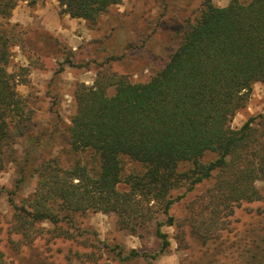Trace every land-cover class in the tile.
Instances as JSON below:
<instances>
[{
    "label": "trees",
    "instance_id": "16d2710c",
    "mask_svg": "<svg viewBox=\"0 0 264 264\" xmlns=\"http://www.w3.org/2000/svg\"><path fill=\"white\" fill-rule=\"evenodd\" d=\"M56 1L62 13L91 24L122 2ZM17 2L0 0V16L9 18ZM16 26L0 25V172L15 162L17 187L36 178L34 191L21 205L10 198L12 230L22 236L16 249L33 244L43 222L52 225L47 232L53 238L76 240L75 217L90 210L112 214L120 229L139 237L151 227L159 250L125 252L92 243L98 257L71 247L66 264H157L169 246L165 225L175 227L180 245L188 228L205 253L226 254L234 248L215 241L232 231L236 208L264 203V113L232 127L253 85L264 83V0H230L225 6L203 2L164 65L145 82L106 69L92 85L77 84L76 111L67 130L70 150L78 158L66 166L53 152L59 122L52 129L40 127L17 90L20 81L9 71L12 47L21 41ZM113 59L107 55L106 62ZM17 137H24L21 156ZM211 154L214 158L205 161ZM125 157L142 169L125 172ZM208 180L212 186L204 207L176 218L171 209L181 196L174 198L173 191L185 186L191 191ZM259 224L251 230L255 238L237 246L245 264H264V223ZM106 247L112 257L100 263ZM32 249V264H53L52 254ZM0 264H18L8 259L1 241Z\"/></svg>",
    "mask_w": 264,
    "mask_h": 264
},
{
    "label": "rangeland",
    "instance_id": "374dc122",
    "mask_svg": "<svg viewBox=\"0 0 264 264\" xmlns=\"http://www.w3.org/2000/svg\"><path fill=\"white\" fill-rule=\"evenodd\" d=\"M206 0H122L102 14L96 24L84 19L71 18L62 13L56 0H18L12 15L3 19L0 25L16 26L15 33L21 37L18 45L12 47L9 71L16 74L20 81L17 90L26 105L33 112L40 127L53 128L59 122L60 132L53 141V152L62 165H69L78 158L70 150L68 126L75 114L74 90L77 84L92 85L100 71L110 69L126 74L132 82L147 81L160 69L169 52L177 45L181 31L188 20H192ZM216 6H225L230 0H213ZM247 1V0H244ZM126 35V39L122 38ZM107 55H113L111 62H106ZM23 69L22 71L20 69ZM110 88L109 93H113ZM264 113V83L253 85L250 99L239 110L233 121V128H240L250 117ZM61 119V121H58ZM24 137H17L15 147L21 156ZM214 158L208 155L204 160ZM125 172L139 171L142 166L124 158ZM185 166H181L183 169ZM19 177L18 163H10L0 172V241L8 259L18 264H32L33 248L44 254H52L53 264H66L69 249L94 252L98 257L99 246L123 249L147 250L155 253L159 243L150 232L143 236L132 235L122 230L112 214L90 210L77 215L76 240L53 238L47 232L52 228L48 222L39 223V236L30 246L21 251L15 247V241L22 236L12 230V217L16 205H21L34 191L36 178L17 187ZM212 186V181H205L188 191L181 187L173 191L172 196H181L175 202L171 213L178 219L204 207V195ZM263 187L262 183H258ZM232 231L223 234L215 243L226 241L235 244L218 254L212 250L204 252L199 239L193 237L186 228L185 241L182 245L177 240L174 226L165 225L162 230L167 234L169 246L155 261L157 264H245L237 246L255 238L251 230L264 223V203H241L233 216ZM160 219L164 220L163 216ZM238 221V222H236ZM44 229V230H42ZM85 242V244H84ZM86 245V247H84ZM211 246V245H210ZM50 248L51 250H49ZM241 248V249H242ZM112 254L104 248L99 260H108Z\"/></svg>",
    "mask_w": 264,
    "mask_h": 264
}]
</instances>
